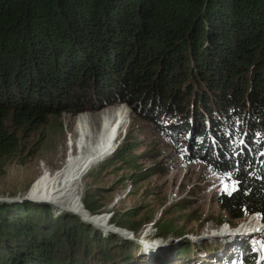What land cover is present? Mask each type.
<instances>
[{"label": "trees", "instance_id": "trees-1", "mask_svg": "<svg viewBox=\"0 0 264 264\" xmlns=\"http://www.w3.org/2000/svg\"><path fill=\"white\" fill-rule=\"evenodd\" d=\"M113 102L230 179L231 195L214 197L231 221L264 222V0H0V171L20 131ZM127 134L117 161L134 149ZM30 201L0 200V264H149L139 241ZM134 215L115 211L112 222L136 234ZM260 239L239 251L185 239L154 264H260Z\"/></svg>", "mask_w": 264, "mask_h": 264}, {"label": "rangeland", "instance_id": "rangeland-1", "mask_svg": "<svg viewBox=\"0 0 264 264\" xmlns=\"http://www.w3.org/2000/svg\"><path fill=\"white\" fill-rule=\"evenodd\" d=\"M110 107L113 116L128 112L114 148L91 166L80 182V193L68 197L69 205H59L48 196L50 193L45 185H38L39 179L46 173L54 175L63 169L71 151L72 155L78 153L79 150L69 147V142L72 143L71 136L83 128L84 117L87 115V124L92 125L91 118L95 119L102 110ZM83 114V118H79ZM126 132L125 151L134 149L124 155V160L117 161L115 154ZM20 135L21 149L0 171V200L27 197L24 200L50 206L55 216L77 215L104 233L113 232L139 241L149 264L167 253L168 246H175L181 240L201 242L210 237L223 240L235 250H240L253 237L261 238L262 243H256V247L259 263L264 264L261 215L252 214L246 219L231 221L214 197L233 190L230 179L207 163L186 158L173 133L162 129L150 118L134 113L127 103L113 102L104 108L94 103L91 110L76 116L68 112L52 115L47 124L34 132L20 131ZM127 158H131L130 161H125ZM149 172L154 174L146 175ZM88 193L94 196L97 212L85 206ZM129 209L134 210L133 221L138 223H135L138 226L136 234L122 230L112 222L115 211ZM157 223L171 224L173 229L161 237L157 234ZM176 229L182 234H176Z\"/></svg>", "mask_w": 264, "mask_h": 264}, {"label": "bare ground", "instance_id": "bare-ground-1", "mask_svg": "<svg viewBox=\"0 0 264 264\" xmlns=\"http://www.w3.org/2000/svg\"><path fill=\"white\" fill-rule=\"evenodd\" d=\"M127 113L123 112L119 116H113L110 107L102 110L95 119L91 118L92 125L87 124V115L84 117L83 128L75 136H71L72 143L69 142V147L79 150L78 153L72 155L71 151L68 154L67 165L63 169L54 175L46 173L38 181L39 186L45 185L47 192L50 193L49 197L54 198L59 205H69L68 197L80 193V182L91 166L114 148L119 130L127 120ZM98 126H100L99 129ZM210 239L214 238L210 237Z\"/></svg>", "mask_w": 264, "mask_h": 264}, {"label": "water", "instance_id": "water-1", "mask_svg": "<svg viewBox=\"0 0 264 264\" xmlns=\"http://www.w3.org/2000/svg\"><path fill=\"white\" fill-rule=\"evenodd\" d=\"M19 199L24 200V199H27V197H24V198H22V197H16V198H14V199L11 200V201L19 200ZM4 200H8V201H10V199H4ZM256 214H259V213H256ZM204 239H205V238H204ZM204 239H203V240H204Z\"/></svg>", "mask_w": 264, "mask_h": 264}, {"label": "snow or ice", "instance_id": "snow-or-ice-1", "mask_svg": "<svg viewBox=\"0 0 264 264\" xmlns=\"http://www.w3.org/2000/svg\"><path fill=\"white\" fill-rule=\"evenodd\" d=\"M225 191H228L227 187H225ZM228 194L231 195V191H228Z\"/></svg>", "mask_w": 264, "mask_h": 264}, {"label": "clouds", "instance_id": "clouds-1", "mask_svg": "<svg viewBox=\"0 0 264 264\" xmlns=\"http://www.w3.org/2000/svg\"><path fill=\"white\" fill-rule=\"evenodd\" d=\"M105 235H107V232H105Z\"/></svg>", "mask_w": 264, "mask_h": 264}]
</instances>
